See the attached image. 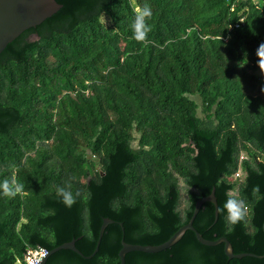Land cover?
Returning <instances> with one entry per match:
<instances>
[{"label":"trees","instance_id":"obj_1","mask_svg":"<svg viewBox=\"0 0 264 264\" xmlns=\"http://www.w3.org/2000/svg\"><path fill=\"white\" fill-rule=\"evenodd\" d=\"M236 1L57 0L63 9L8 45L0 55V180L15 165L25 190L0 196V264H26L29 249L52 252L74 239L89 257L105 218L115 223L94 258L62 250L46 264H120L122 241L164 244L214 188L219 219L206 203L196 230L227 238L235 254L264 256V78L256 55L264 0L231 11ZM145 5L150 32L138 42L131 24ZM61 187L79 193L71 208L57 195ZM228 198L245 201L243 222H228ZM126 264L264 258L229 259L224 244L204 246L188 231L161 253L128 254Z\"/></svg>","mask_w":264,"mask_h":264},{"label":"water","instance_id":"obj_2","mask_svg":"<svg viewBox=\"0 0 264 264\" xmlns=\"http://www.w3.org/2000/svg\"><path fill=\"white\" fill-rule=\"evenodd\" d=\"M61 9H63V5L59 4L57 0H0V55L6 50L9 44L13 43L23 33L30 29L37 28L47 19L52 18ZM34 37L36 40L39 39L38 34H35ZM206 203H211L215 206L217 222L220 213L218 199L216 197V189L214 188L210 196L205 197L196 203L194 214L190 222L180 228L178 232H176L173 237L164 244L159 246H142L129 244L125 241H122V249L119 253V258L121 261L120 264H126V256L133 252L157 254L168 250L175 246L178 242H180L188 231L194 232L198 241L204 246L214 247L224 244L225 253L229 257V259H243L245 257L264 258V256H258L248 253L235 254L232 244L225 237H222L216 241L205 239L194 227V222L202 207ZM114 223L115 221H113L112 219H104L103 225L100 230V236L96 250L91 256L86 257L77 248V240L74 239L71 242L65 243L50 252L49 255L44 259L42 264H46L53 254L62 250H71L81 257H84L85 259L94 258L100 250V245L107 227ZM120 225L123 227V224Z\"/></svg>","mask_w":264,"mask_h":264},{"label":"clouds","instance_id":"obj_3","mask_svg":"<svg viewBox=\"0 0 264 264\" xmlns=\"http://www.w3.org/2000/svg\"><path fill=\"white\" fill-rule=\"evenodd\" d=\"M153 13L149 6L136 9L134 22L131 24L133 38L138 42H145L150 32V26L147 21L152 17ZM256 55L259 57L258 67L264 73V44L257 49ZM13 170L11 178L0 180V196L7 198H15L23 194L24 184L20 183L15 174V165H11ZM57 195L61 198V202L68 208H71L76 202L79 193L73 194L72 191L61 187L57 189ZM224 210L227 213V220L230 224L236 225L246 218V203L242 199L228 198L224 204Z\"/></svg>","mask_w":264,"mask_h":264},{"label":"built area","instance_id":"obj_4","mask_svg":"<svg viewBox=\"0 0 264 264\" xmlns=\"http://www.w3.org/2000/svg\"><path fill=\"white\" fill-rule=\"evenodd\" d=\"M245 2V1H249V0H237L235 2V4L232 6L231 11H234L235 6L239 3V2ZM252 1H258V0H252ZM245 22V19L242 18L240 19V22L237 23L235 26L231 27V31L238 29L241 27V25ZM246 157L242 154L240 157V160L243 161ZM242 177V172L241 170H238L234 176L233 179H241ZM49 251L45 248L39 247L36 249H29L27 254L25 255L24 261L26 264H42L44 259L49 255Z\"/></svg>","mask_w":264,"mask_h":264},{"label":"rangeland","instance_id":"obj_5","mask_svg":"<svg viewBox=\"0 0 264 264\" xmlns=\"http://www.w3.org/2000/svg\"><path fill=\"white\" fill-rule=\"evenodd\" d=\"M261 75L263 76V78H264V73H262L261 72ZM200 115L202 116L203 114H202V112H201V108H200ZM136 136H138V135H136ZM133 147H135V148H137L138 147V141H135L134 143H133ZM245 156V155H244ZM246 157V156H245ZM99 169V168H98ZM91 172V175L93 176L96 172L93 170V169H91L90 170ZM181 186H182V202H181V208L182 209H185L186 207H187V199H188V196H187V193H186V191H185V187H184V185H183V183H181Z\"/></svg>","mask_w":264,"mask_h":264}]
</instances>
